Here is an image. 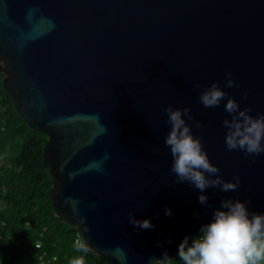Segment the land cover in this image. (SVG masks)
<instances>
[{"label":"water","instance_id":"obj_1","mask_svg":"<svg viewBox=\"0 0 264 264\" xmlns=\"http://www.w3.org/2000/svg\"><path fill=\"white\" fill-rule=\"evenodd\" d=\"M0 71L21 119L48 135L55 214L110 264L171 260L222 199H251L249 212L264 213V153L229 151L226 99L199 102L216 81L264 114V0H0ZM229 72L238 86L225 88ZM168 105L191 109L185 120L210 161L225 180L240 176L235 192L206 189L201 205L198 189L176 182ZM129 213L154 227L135 229Z\"/></svg>","mask_w":264,"mask_h":264},{"label":"clouds","instance_id":"obj_2","mask_svg":"<svg viewBox=\"0 0 264 264\" xmlns=\"http://www.w3.org/2000/svg\"><path fill=\"white\" fill-rule=\"evenodd\" d=\"M225 88L238 86L232 74H225ZM194 88H201L199 82ZM246 96L247 93L245 92ZM226 99L225 117L222 126L226 129L224 143L229 151L239 150L246 156L256 157L264 153V114L253 116L251 106L241 108L239 103L230 96L219 83L214 81L204 87L199 94V102L205 108L218 107ZM170 129L164 137V145L170 150L172 165L170 172L177 183L187 182L200 191L198 201L201 205H208L206 189L219 188L221 192H235L240 185V176L234 174L233 179L225 180L217 165L213 164L204 150L201 137L194 136L192 128L185 117L192 119L189 107L165 108ZM197 128H203L200 121H196ZM107 159V157H105ZM97 168V164L89 165ZM71 204L73 214L78 215L74 200L66 201ZM251 199H222L220 207L212 212L210 222L201 225L200 234L191 242L186 236L180 243L177 256L183 264H261L264 262V213L249 212ZM171 209H165V215L171 216ZM198 215V213H194ZM83 231L87 232L86 217H80ZM128 222L140 230L154 227L150 219H137L129 213ZM38 247V245H37ZM77 252L90 251L87 239H77L74 243ZM114 255L123 260V252L117 248ZM170 260L167 253L164 259L150 261L155 264H167ZM70 264H85L83 257L73 259Z\"/></svg>","mask_w":264,"mask_h":264},{"label":"trees","instance_id":"obj_3","mask_svg":"<svg viewBox=\"0 0 264 264\" xmlns=\"http://www.w3.org/2000/svg\"><path fill=\"white\" fill-rule=\"evenodd\" d=\"M47 140L46 132L21 119L0 71V264H70L77 257L85 264H110L91 249L77 252L80 232L55 214ZM177 253L167 264H182Z\"/></svg>","mask_w":264,"mask_h":264},{"label":"built area","instance_id":"obj_4","mask_svg":"<svg viewBox=\"0 0 264 264\" xmlns=\"http://www.w3.org/2000/svg\"><path fill=\"white\" fill-rule=\"evenodd\" d=\"M37 245L39 246V245H40V243H36V247H37Z\"/></svg>","mask_w":264,"mask_h":264}]
</instances>
